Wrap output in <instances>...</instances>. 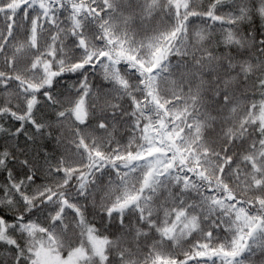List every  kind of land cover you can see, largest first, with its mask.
<instances>
[{
	"label": "snow or ice",
	"instance_id": "1",
	"mask_svg": "<svg viewBox=\"0 0 264 264\" xmlns=\"http://www.w3.org/2000/svg\"><path fill=\"white\" fill-rule=\"evenodd\" d=\"M0 264H264V0H0Z\"/></svg>",
	"mask_w": 264,
	"mask_h": 264
}]
</instances>
